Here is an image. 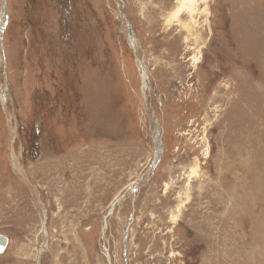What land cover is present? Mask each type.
<instances>
[{
    "label": "rangeland",
    "instance_id": "1",
    "mask_svg": "<svg viewBox=\"0 0 264 264\" xmlns=\"http://www.w3.org/2000/svg\"><path fill=\"white\" fill-rule=\"evenodd\" d=\"M181 2L0 0V264H264V0Z\"/></svg>",
    "mask_w": 264,
    "mask_h": 264
},
{
    "label": "bare ground",
    "instance_id": "2",
    "mask_svg": "<svg viewBox=\"0 0 264 264\" xmlns=\"http://www.w3.org/2000/svg\"><path fill=\"white\" fill-rule=\"evenodd\" d=\"M182 2H181V4L183 5V6H187L188 8H190L191 6L190 5H195L194 3H196V0H181ZM132 29V28H131ZM134 35V34H133ZM146 75L144 74L143 75V80L145 81L146 80ZM146 82V81H145ZM148 84H147V82H146V86H147ZM2 241V242H1ZM6 245H7V241H6V239L4 240V238L3 237H0V252L1 251H3L4 249H5V247H6Z\"/></svg>",
    "mask_w": 264,
    "mask_h": 264
},
{
    "label": "water",
    "instance_id": "3",
    "mask_svg": "<svg viewBox=\"0 0 264 264\" xmlns=\"http://www.w3.org/2000/svg\"><path fill=\"white\" fill-rule=\"evenodd\" d=\"M128 31L129 32H131V27H130V25L128 26ZM155 144H156V151H155V155H154V157H155V160H154V163H152L151 164V168L153 169L154 168V166H155V163H156V160L158 159V154H159V152H161V142H160V138H158V136L156 135L155 136ZM6 238L4 237V240H5ZM7 240V239H6ZM2 242V241H1Z\"/></svg>",
    "mask_w": 264,
    "mask_h": 264
}]
</instances>
